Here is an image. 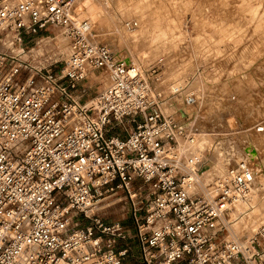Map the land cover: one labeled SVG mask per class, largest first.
Here are the masks:
<instances>
[{
    "label": "built area",
    "instance_id": "built-area-1",
    "mask_svg": "<svg viewBox=\"0 0 264 264\" xmlns=\"http://www.w3.org/2000/svg\"><path fill=\"white\" fill-rule=\"evenodd\" d=\"M51 27L66 41L55 68L51 51L30 60ZM92 28L73 0H0V264H264V225L232 231L255 149L218 164L217 142L198 145L169 100L191 106L194 92L180 84L167 103L156 66L115 55ZM99 69L109 84L81 101L78 83ZM124 123L125 137L110 132ZM117 194L130 225L97 214Z\"/></svg>",
    "mask_w": 264,
    "mask_h": 264
},
{
    "label": "rangeland",
    "instance_id": "rangeland-1",
    "mask_svg": "<svg viewBox=\"0 0 264 264\" xmlns=\"http://www.w3.org/2000/svg\"><path fill=\"white\" fill-rule=\"evenodd\" d=\"M90 9L98 12L96 18ZM73 11L92 23L94 39L109 45L115 55L142 69L156 66L165 100L174 85L193 91L201 100L196 107L180 96L170 97L177 100L175 117L181 121L186 113L191 131L203 134L208 143L217 142V151L239 155L247 145L257 148L260 157L250 158L258 172L254 189L233 219L232 231L245 239L259 230L264 225V131L255 127L264 125V0H73ZM49 31L39 35H49V41L30 43V60L34 64L36 55L51 51L48 63L55 68L66 41L57 28ZM177 66L179 75L173 73ZM110 80L107 71L91 70L75 94L86 102ZM131 126L124 123L110 132L125 137ZM119 198L117 194L102 200L97 214L105 222L130 225L129 206Z\"/></svg>",
    "mask_w": 264,
    "mask_h": 264
},
{
    "label": "bare ground",
    "instance_id": "bare-ground-1",
    "mask_svg": "<svg viewBox=\"0 0 264 264\" xmlns=\"http://www.w3.org/2000/svg\"><path fill=\"white\" fill-rule=\"evenodd\" d=\"M89 2V0H85V3L87 4ZM84 3V2H83ZM82 5H85V4H82ZM80 6V5H79ZM90 16H91V18H96L97 16H98V12L97 11H94V9H90ZM186 66H188V65H185V67ZM184 67V66H183ZM183 67H182V69H183ZM180 68V66H177L175 69H174V71H173V73H176L177 75H179V74H181L182 72V70H178ZM177 83V81H174V83L172 84V85H174V84H176ZM180 85V84H179ZM179 85H177V86H179ZM177 86H172V88H175V87H177ZM207 90H208V88H207ZM175 102H177V100L175 101ZM200 102V103H199ZM198 103L199 104H201V100H199L198 98H197V100H196V102H195V104H193L192 106H197L198 105ZM189 107H191V106H189ZM263 131H264V128H263ZM200 136H203V135H200ZM206 139L207 138H205L204 136H203V139H201V140H198V145H201L202 143L204 144V143H206L207 141H206ZM258 146V145H257ZM255 150H254V152L252 153V156H253V158L254 157H257V158H259L260 157V154H259V151L257 150V148L255 147L254 148ZM256 150H257V152H256ZM217 155H218V157H217V163L218 164H220V161H221V158H222V154L221 153H217ZM261 166V169L263 170V168H264V166L261 164L260 165ZM221 169V168H220ZM221 170H223V169H221ZM219 171V170H218ZM264 171V170H263ZM222 172V171H221ZM243 217V216H242Z\"/></svg>",
    "mask_w": 264,
    "mask_h": 264
}]
</instances>
